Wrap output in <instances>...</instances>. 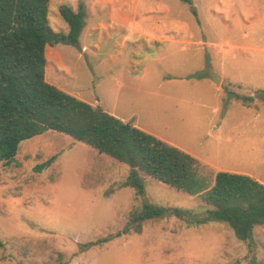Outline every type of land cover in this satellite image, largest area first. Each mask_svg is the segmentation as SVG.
Masks as SVG:
<instances>
[{"label":"rangeland","instance_id":"rangeland-1","mask_svg":"<svg viewBox=\"0 0 264 264\" xmlns=\"http://www.w3.org/2000/svg\"><path fill=\"white\" fill-rule=\"evenodd\" d=\"M164 7L169 15L155 13L145 30L171 23L159 36L172 41L133 39L118 61L90 35L47 44L46 80L188 152L207 187L220 169L264 183V0L146 3ZM48 18L68 32L56 0ZM129 169L54 129L24 139L13 162L0 161V264H264V226L242 240L201 194L149 175L137 194L123 185ZM151 203L187 213L131 219Z\"/></svg>","mask_w":264,"mask_h":264},{"label":"trees","instance_id":"trees-1","mask_svg":"<svg viewBox=\"0 0 264 264\" xmlns=\"http://www.w3.org/2000/svg\"><path fill=\"white\" fill-rule=\"evenodd\" d=\"M49 1L0 0V161L13 162L24 139L54 129L128 164L123 185L137 194L144 191L143 175L201 194L211 206V217L228 222L239 238L251 241L254 228L264 226L263 182L247 173L218 170L207 187L198 160L188 152L46 80V45L77 44L86 15L83 3L77 11L62 4L60 14L69 29L55 31L49 24ZM55 158L54 154L37 164V170ZM167 212L187 213L151 203L133 212L131 219L142 221Z\"/></svg>","mask_w":264,"mask_h":264},{"label":"crops","instance_id":"crops-1","mask_svg":"<svg viewBox=\"0 0 264 264\" xmlns=\"http://www.w3.org/2000/svg\"><path fill=\"white\" fill-rule=\"evenodd\" d=\"M51 1L53 0H50L49 3ZM56 1L59 3V7L62 4H68L75 11L78 10L81 3L84 4L86 12L85 24L79 41H81L84 35L93 36L90 45L98 50L104 48L109 60L112 61L125 58L128 49L131 45H134L135 40L138 48L143 47V44L139 42L143 41L144 35H150L145 30L146 23L154 17L153 15L155 13L169 15V9L167 7H164L160 11L146 10V3L151 0ZM156 22L157 21L154 22L155 26L152 27L155 30V34L150 36L153 37L155 41L159 42V44L165 41H172L173 39L170 37L165 38L159 35L170 34L174 31V26L171 23L161 24L158 22L157 24ZM133 62V64H139L138 61L134 60Z\"/></svg>","mask_w":264,"mask_h":264},{"label":"water","instance_id":"water-1","mask_svg":"<svg viewBox=\"0 0 264 264\" xmlns=\"http://www.w3.org/2000/svg\"><path fill=\"white\" fill-rule=\"evenodd\" d=\"M212 75H213V80L218 84L219 83V81L221 80V77L220 76H218L217 74H215V73H212Z\"/></svg>","mask_w":264,"mask_h":264}]
</instances>
